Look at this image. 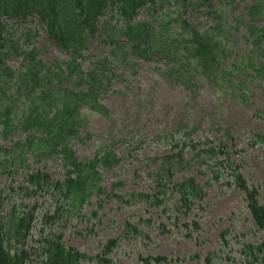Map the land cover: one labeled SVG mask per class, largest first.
<instances>
[{
    "label": "rangeland",
    "instance_id": "1",
    "mask_svg": "<svg viewBox=\"0 0 264 264\" xmlns=\"http://www.w3.org/2000/svg\"><path fill=\"white\" fill-rule=\"evenodd\" d=\"M223 1L214 0L216 4ZM251 1L236 0L224 7L231 19V31L227 57L220 68L233 64L243 54L248 55L240 16ZM150 15L141 9L135 21L153 18ZM185 17L200 28L214 21L205 8L186 11ZM103 18H111V12ZM3 20L5 37L10 39L7 45L12 55L6 57L10 67L17 69L23 64V56L16 55L17 47L35 49L48 65L59 58L68 59L67 51L51 39L37 16H7ZM117 20L116 16L113 22ZM118 22L123 24V20ZM257 23L264 25V18ZM109 52L110 47L97 38L82 58L86 68L95 65L103 73L105 89L97 92V100L103 107L94 110L87 104L82 105L79 134L70 144L81 160L102 154L108 147L119 161L111 168H101L102 193L93 197L80 214L56 216L53 189L34 192L26 176L29 172L42 171L54 180L64 179L66 169L60 156L30 155L26 161L19 159L12 164L6 162V155L0 151V180L5 188L2 189L3 207L6 212L15 207L17 213L30 211L33 215L30 233L15 243V247L26 246L30 251L29 264H41L44 238L60 233L66 245L95 255L102 252L108 240L121 235L129 220L144 234L132 232L129 239L118 241L108 255L112 261L109 264H138L140 255H165L170 264H207L206 257L210 253L214 256L210 264H259L254 257L249 258L243 248L247 242L264 241V232L250 216L243 191L230 182L231 177L220 163L226 153L207 157L208 161L192 154L198 147L212 144L222 147L219 126L233 127L237 139L230 147L232 160L241 165L250 186H261L264 201V144H248L251 137L264 131L261 86H256L257 94L248 103L237 98V90H214L202 80H197L194 88L186 86L177 79V73L167 72L168 57L146 59L137 54L125 56L120 52L115 56ZM65 86L66 83L61 85ZM81 90L86 91V87ZM27 134L29 131L16 128L4 133L0 125V146L11 149L16 142L25 140ZM190 138L198 147L184 150L182 169L177 171L174 181L193 176L204 185L206 196L194 205L188 217L176 210L179 193L174 187L167 190L164 203H157L153 196L128 200L132 192L154 193L157 190L154 173L161 163L159 158L176 151L173 147L176 139L183 142ZM6 169H14L15 177H10ZM27 186L30 191L25 189ZM192 218L199 221V227L192 222L186 225ZM229 227L231 232L224 241L222 232ZM140 264L144 263L140 261Z\"/></svg>",
    "mask_w": 264,
    "mask_h": 264
},
{
    "label": "trees",
    "instance_id": "2",
    "mask_svg": "<svg viewBox=\"0 0 264 264\" xmlns=\"http://www.w3.org/2000/svg\"><path fill=\"white\" fill-rule=\"evenodd\" d=\"M235 1L224 0L216 4L214 0H0V125L4 133L12 128L29 131L26 139L16 142L13 148L0 146V151L7 157L6 162L15 164L19 159L24 162L30 155L42 158L60 156L66 169L64 179L54 180L42 171L29 172L26 176L34 192L53 189L56 216L78 215L93 197L101 195V168H111L118 163L117 154L106 147L102 154L99 152L81 160L70 144L79 134L82 105L87 104L94 110L103 107L97 100V92L105 89L103 73L95 65L86 68L82 61L90 44L97 38L109 46V54L115 56L123 52L125 56L137 54L146 59L168 57L170 67L167 72L177 73V79L191 88L196 86L197 80H202L214 90H237V98L248 103L257 94L256 86H261L264 93V25L257 23L264 18V0H252L240 16L248 55L243 54L233 64L220 68L227 57L231 31V19L224 7ZM203 8L214 19L206 28H200L185 17L186 11ZM141 9L147 10L153 18L135 21ZM108 12H111V18H103ZM32 15L46 26L51 39L67 51L68 59L59 58L48 65L35 49L17 47L16 55L23 56V64L14 69L6 62V57L12 54L8 49L10 39L5 37L3 19ZM116 16L123 20L122 25L118 20L113 22ZM65 83L66 86L61 87ZM83 86L86 91L81 90ZM8 89L12 91L8 93ZM261 113L264 115V111ZM218 131L222 133V147L214 144L198 147L193 138L183 142L176 139L173 146L176 151L159 158L161 163L154 173L157 190L149 194L129 193L128 200L153 196L157 203H164L167 190L174 187L179 193L176 210L188 217L194 205L205 198L206 192L204 185L193 176L174 181L175 174L182 169L184 150L198 147L192 155L203 161L226 153L220 163L231 177L230 182L243 191L250 216L264 232L261 186H250L241 165L232 160L230 147L237 139L233 127L219 126ZM263 133H256L248 144H264ZM15 172L13 169L7 174L14 178ZM2 189L5 190L0 180V264H29L30 251L26 246L16 248L15 243L30 233L33 215L30 211L17 213L15 207L6 212ZM25 189L30 191L28 186ZM190 222L196 228L200 226L197 219L188 220L186 225ZM132 232L144 234L128 220L121 235L108 240L102 252L95 255L68 246L60 233H51L43 240L41 264L112 263L109 253L118 241L129 239ZM230 232V227L222 232L224 241ZM243 251L249 258L252 256L256 262L264 264V241L247 242ZM213 260V253H210L206 263ZM140 261L144 264H170L165 255H140L138 264Z\"/></svg>",
    "mask_w": 264,
    "mask_h": 264
}]
</instances>
